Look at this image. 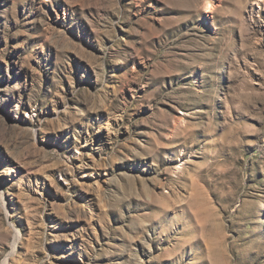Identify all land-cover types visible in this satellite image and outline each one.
<instances>
[{"label":"rangeland","instance_id":"rangeland-1","mask_svg":"<svg viewBox=\"0 0 264 264\" xmlns=\"http://www.w3.org/2000/svg\"><path fill=\"white\" fill-rule=\"evenodd\" d=\"M0 264H264V0H0Z\"/></svg>","mask_w":264,"mask_h":264},{"label":"bare ground","instance_id":"bare-ground-1","mask_svg":"<svg viewBox=\"0 0 264 264\" xmlns=\"http://www.w3.org/2000/svg\"><path fill=\"white\" fill-rule=\"evenodd\" d=\"M206 11H207V12L211 11V4H210V2H209L208 5H207Z\"/></svg>","mask_w":264,"mask_h":264}]
</instances>
